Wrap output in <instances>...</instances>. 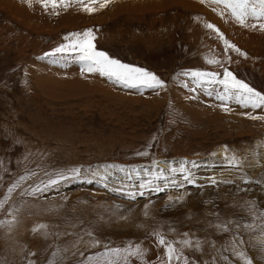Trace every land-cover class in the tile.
Here are the masks:
<instances>
[{
    "label": "rangeland",
    "instance_id": "1",
    "mask_svg": "<svg viewBox=\"0 0 264 264\" xmlns=\"http://www.w3.org/2000/svg\"><path fill=\"white\" fill-rule=\"evenodd\" d=\"M69 3L56 15L37 0H0V264H168L157 233L187 264H244L238 252L264 264V119L251 118L264 109L231 102L224 111L221 85L192 92L181 75L228 69L264 93V32L241 27L212 0H112L91 14ZM208 23L246 57L225 51ZM87 29L97 50L166 87L125 88L82 72L75 55H46ZM184 161L196 162L188 165L195 183L181 173H171L175 183L154 180L160 170H148L165 163L168 178ZM106 165L117 166L107 181L92 175ZM73 168L80 177L32 194ZM147 180L164 190L143 189L135 200L112 191L138 193ZM129 245L141 255L110 251Z\"/></svg>",
    "mask_w": 264,
    "mask_h": 264
},
{
    "label": "snow or ice",
    "instance_id": "2",
    "mask_svg": "<svg viewBox=\"0 0 264 264\" xmlns=\"http://www.w3.org/2000/svg\"><path fill=\"white\" fill-rule=\"evenodd\" d=\"M28 5L31 7V0H26ZM41 6L47 10L49 7L53 10V13L59 15L57 9L63 8L67 10L70 6L69 0H37ZM77 3L80 4L82 10L86 13H93L98 9L93 7L95 4H99L100 8L107 7L112 0H76ZM201 3H204V0H200ZM213 3L220 5L223 9L229 14V16L235 20L237 24L244 28H250L252 30H258L264 32V0H212ZM216 11V9H213ZM219 15L224 16L225 12H219ZM207 28L215 31L220 39L224 41L225 51L228 49H232L233 51L239 53L241 56L246 57V53H243L236 45L229 42L220 32V30L213 24L208 23L205 25ZM67 44H62L56 49H54L50 53H46L48 56H56V55H75L76 59L82 65V72L87 71L89 73H98L100 76L107 77L108 80L113 82L114 84L121 85L125 88L129 89H143V88H151V89H164L166 84L162 81L156 74L132 65H128L122 63L117 59H113L107 53L103 51H99L94 44L95 34L92 29H87L83 33H70L64 37ZM209 64H219L220 61L218 59H210L207 61ZM181 75L188 77V81L184 83V87H189L190 91L196 92L197 88H203L205 86L212 87L213 85H221L222 91L218 93L217 99L221 101L223 110L229 111L227 105L231 102H235L242 107L245 108H261L264 109V93H261L251 87L244 80L239 79L233 72L228 69H224L223 75L221 76L218 72H205L199 70H191L181 73ZM209 95L212 93L209 92ZM252 119H264V117H251ZM147 152L137 153V155H147ZM225 159L229 160V162L233 166L236 165V157H225ZM197 167L196 162L194 161H184L181 165L177 167H172L170 172L172 174L181 173L183 175V179L188 183H195V180L192 178L193 174L188 167V165ZM157 167L159 164L157 162ZM109 168H117L116 165H106L104 173H100L99 171H95L92 173L93 176H98L102 180L107 181L109 179L108 169ZM70 171V175L64 172H61L56 175L55 178H50L47 184L44 185L43 188H35L33 189V193L35 194L37 191H46L51 187L59 185L61 182L68 181L73 178H78L81 175L80 168H73ZM118 171L124 172L125 177L131 178L132 173L127 171L124 167H119ZM133 171H136L135 169ZM166 170H160L154 180H167V176L165 174ZM21 181L25 179V177L20 178ZM91 179L87 180V183H92ZM123 185V181H121ZM175 183V181H172ZM211 183L215 184L216 181L213 179ZM245 183H253L250 179H246ZM255 183H260V181H255ZM17 184H14L12 187L8 189L9 194L17 187ZM105 188L108 187L107 183L103 185ZM167 185H165L166 187ZM140 191L134 192L129 190L128 192H123V188H112V191L119 192L124 194L126 198L135 200L137 198V194L143 196L145 193L143 189H148L150 191H161L164 190L163 187L156 185L153 187V180H147L146 182L140 183L138 186ZM3 207V202H0V208ZM254 207V206H253ZM47 225L41 224L38 226V229L46 228ZM221 227V226H218ZM245 228H250L251 225H244ZM38 229H33V231H37ZM224 231H228L227 225L223 226ZM91 235V234H89ZM158 236V242L160 245H164L166 248L167 261L168 264H172V261H180L183 259L185 264H187V257H184L181 252H178L177 248L171 242H167L165 238L159 233L156 234ZM187 236V234H185ZM243 241H241L242 243ZM96 243H99L98 241ZM185 247H192L193 243L190 239H185L182 241ZM196 247H199V241L196 243ZM110 251L119 255L122 251L126 253L128 256H139L142 253V249L139 245H129L124 249H111ZM237 256L244 261V264H253V261L250 257L246 256L244 252H238ZM107 264H118L117 261H107ZM124 264H128L127 258L124 260Z\"/></svg>",
    "mask_w": 264,
    "mask_h": 264
},
{
    "label": "bare ground",
    "instance_id": "3",
    "mask_svg": "<svg viewBox=\"0 0 264 264\" xmlns=\"http://www.w3.org/2000/svg\"><path fill=\"white\" fill-rule=\"evenodd\" d=\"M164 166H165V163H159V167H157V165H153V167H152V168H149L148 170L155 171V170L158 169V170H166V171H167L168 169H165ZM140 169H141V168H140ZM142 169H144V168H142ZM166 171H165V172H166ZM167 174L170 176V175H171V172L168 171ZM173 179H174V178H173V177L171 178V176L168 177V178H167V183H169V182L172 181ZM126 186H127V185H126ZM127 187H128V186H127Z\"/></svg>",
    "mask_w": 264,
    "mask_h": 264
}]
</instances>
